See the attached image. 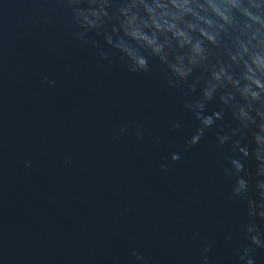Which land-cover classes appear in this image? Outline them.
Returning a JSON list of instances; mask_svg holds the SVG:
<instances>
[{
  "label": "water",
  "instance_id": "water-1",
  "mask_svg": "<svg viewBox=\"0 0 264 264\" xmlns=\"http://www.w3.org/2000/svg\"><path fill=\"white\" fill-rule=\"evenodd\" d=\"M146 2L196 26L187 34L204 59L188 82L126 35L148 17L138 0H0V264H264L247 231L264 241L249 208L264 177L255 153L234 148L264 161V0H188L183 14ZM168 35L170 60L191 55ZM105 37L147 55L148 71H131ZM221 66L232 83L204 101L221 119L190 145L202 125L185 104L204 100Z\"/></svg>",
  "mask_w": 264,
  "mask_h": 264
},
{
  "label": "clouds",
  "instance_id": "clouds-1",
  "mask_svg": "<svg viewBox=\"0 0 264 264\" xmlns=\"http://www.w3.org/2000/svg\"><path fill=\"white\" fill-rule=\"evenodd\" d=\"M68 2L78 3V0H68ZM169 2L171 4V8L176 9L178 13L183 14L192 11L190 7H187L188 0H184V4H178L176 3V0H169ZM138 3L142 5L144 10L148 13V17L142 22L141 27L140 25H133V22L136 20V17L133 16L129 21L128 27L125 29L126 35L129 39L135 42L138 49L146 50L150 53V55L157 57L159 61L166 66L170 80L175 81V79H178L180 81L188 82V78L192 74L194 66L197 63L196 58L200 57L201 59H204L202 55L204 49L202 48L201 43L199 41L194 43L187 34L188 32L195 30L196 26L193 24H185L184 27L178 26L183 23L180 15L173 13L166 3L156 2L153 5H150L146 2V0H138ZM73 13L77 20L82 22V26L84 23L89 21V17L85 15L84 9L79 7L74 8ZM145 29L150 30L151 35L146 34L144 31ZM169 33L171 34V39L176 41L177 47L180 49L188 47L191 55L187 56V58L185 56L178 55L174 57V59L170 60V53L168 51L170 47ZM77 35L83 40L85 33L79 32ZM207 39L209 41H213L214 37L212 35H207ZM105 42L109 46L116 48L119 52L124 54L129 61L128 66L131 71H148V56L144 55L143 52L136 54L128 50L126 46L117 47L110 37H105ZM101 54L104 55V53ZM212 77L213 81L210 82L203 90L202 94L204 100L196 102L195 105L191 102L185 104L186 108L195 111V115L197 119L200 120L202 125L197 129L196 134L189 140L188 143L190 145L198 143L204 134V130L212 126L216 120L221 119V113L219 112L212 115L204 114V101L212 100L217 87L225 81L231 84L232 78L222 66L212 73ZM45 80H47V77H45ZM252 83L259 86L258 81H252ZM188 87L190 91L195 92L197 85L195 83H190ZM252 96L255 97L256 93L253 92ZM222 99L224 98L222 97ZM226 102L227 101L225 100V103ZM239 115L240 117H247V113H245L243 109L240 110ZM174 126L176 128L180 127L179 123ZM219 139L221 143H224L228 141L230 137L228 135H224L220 136ZM256 139L257 137L254 136L253 140L255 141ZM234 148L235 150H239L244 159H247L250 155H254L255 153L254 158L258 161L256 174L257 176L264 177V161H260L258 149L249 150L245 145L240 144L239 141L236 142ZM178 159V155L174 154L172 156L173 161ZM231 163L234 165L236 173L243 171L244 165L240 162V160L233 159ZM255 187L259 191L261 202L257 204L255 201L249 199L250 215L253 218L259 216L261 219H264V180L257 181ZM248 191L249 182L240 178L237 181L234 193L238 196H243L247 194ZM257 209H259V211H257ZM247 231L250 234L249 238L253 244L264 247V241H262L260 232L256 228L255 224L250 225ZM253 232H255V235H251ZM248 264H253V262L249 260Z\"/></svg>",
  "mask_w": 264,
  "mask_h": 264
}]
</instances>
